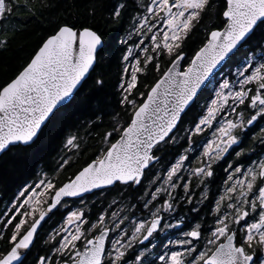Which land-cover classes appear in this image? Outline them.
I'll return each instance as SVG.
<instances>
[{
	"label": "snow or ice",
	"instance_id": "snow-or-ice-1",
	"mask_svg": "<svg viewBox=\"0 0 264 264\" xmlns=\"http://www.w3.org/2000/svg\"><path fill=\"white\" fill-rule=\"evenodd\" d=\"M30 3L31 0H0V35L6 31L3 25L18 9L36 15L29 7ZM128 3L129 0H117L108 12L110 22H119L130 11L132 32L138 38L133 46L127 47L122 57L125 62H130V58L134 60V63L130 62V74L129 67L124 68L129 78L119 84L122 90L120 104L126 111L131 108L126 126L117 124L102 134L107 147L82 167L74 179L58 188L51 181H40L43 193L36 191L34 186L19 193L11 208L2 214L7 217L2 229L7 230L9 225L12 228L7 236L0 230V239L8 243V248L0 251V264H23L21 250L30 248L41 222L62 203V198L77 197L116 182L140 185L146 170L154 161L159 162L156 153L161 144L175 141L174 129L181 114L195 102L201 86L221 62L234 60L237 70L234 81H223L210 106H206L207 114L192 130L198 134L204 130L202 126L211 128L217 116L224 114L223 123L213 133L215 139L204 148L203 156L207 160H202L199 167L189 169L191 175L199 179L197 187L214 176L213 163L233 145L242 142L233 134L234 130L244 132L258 118L264 120V54L259 57L248 55L244 62L235 59L236 53L249 43L256 28L264 26V0H223L219 8L217 0H131V10ZM41 7L54 5L42 4ZM96 12L97 6L93 2L89 15L95 16ZM205 16L222 17V27L214 26L208 31L207 42L195 51L187 69L180 71L179 62L185 56L182 45ZM132 32L128 33L129 38ZM123 43L127 44V40ZM5 46L6 40H0V48ZM106 47L99 28L83 23L78 26L56 23L26 64L0 85V153L9 150L10 146L34 143L42 125L62 102L73 96ZM256 47L264 53V39L258 41ZM134 48L140 51L134 54ZM165 54L170 58L171 67L153 84L145 86L149 89L146 93L139 92L146 98L138 102L133 92L134 89L139 91L138 74H146L150 68L159 72V61ZM102 83V80L96 81L98 85ZM240 106L243 111H238ZM249 110L250 115L246 118L244 112ZM231 114H235V120L227 118ZM114 133L119 138L112 142L109 138ZM76 140V136L70 137L67 146L79 147ZM260 143L264 144V136L260 137ZM235 154L239 158L243 152ZM187 159V156L179 155L171 164L163 179V185L167 187L162 185L154 192H145L150 199H144L142 207L150 212L151 219L134 222L130 238L125 239L127 232L121 229L110 240L109 246L106 244L109 233L120 229L123 220L109 228L104 226L105 214L99 215L93 223L82 211H71L66 225H75L74 231L62 228L56 234L60 239L52 246L53 255L40 256L37 264H154L145 256L147 246L137 254L134 243L139 241L142 244L161 229L164 218L160 212L175 211L173 201L176 204L184 200L192 203L190 180L181 184L185 177L178 176ZM225 171L228 172L224 181L227 186L215 200V226L202 229L197 223L191 230L184 231V238L174 242L182 250L158 255L161 264H257L255 248L264 250V157L247 165L242 160L235 167L229 164ZM178 187L183 188V195L177 199L173 193ZM49 190H54L55 195L47 202V207L42 208V196ZM207 192L205 185L197 203L208 199ZM161 193H166L168 198L157 207L153 202ZM192 211L198 210L194 207ZM28 218H31L30 224ZM116 218L117 213L113 212L112 220ZM180 223L183 220L163 224V228H176ZM204 231L208 232L206 238L202 236ZM201 239L204 244L198 248ZM259 264H264V259Z\"/></svg>",
	"mask_w": 264,
	"mask_h": 264
},
{
	"label": "trees",
	"instance_id": "trees-1",
	"mask_svg": "<svg viewBox=\"0 0 264 264\" xmlns=\"http://www.w3.org/2000/svg\"><path fill=\"white\" fill-rule=\"evenodd\" d=\"M93 2L97 6V12L95 16H90L89 9ZM116 2L117 0H31L29 7L36 12L35 16L31 15L28 10L18 9L13 18L3 25L6 31L0 35V40H6V46L0 48V85L12 78L26 64L41 40L52 31L56 23L67 22L77 26L83 23L99 28L103 32L107 47L98 57L96 65L72 99L58 108L49 118L39 132L38 139L29 145L11 146L9 150L0 155V213L23 187L37 178L40 171L50 173L59 166L62 159L61 149L70 134L77 137L79 147L72 151L73 156L68 163L60 167L57 186L70 180L107 147L102 141L103 133L111 131L117 124L126 126L131 108L129 107L126 111L125 106L120 104L122 90L119 84L126 75L124 73L125 61L122 57L127 45L133 44L136 36L132 34L129 38L127 35L130 11L119 22H110L108 12ZM42 4H50L54 7L42 8ZM222 4L223 0H217L218 8ZM128 7L131 10V0H129ZM221 19L222 17L205 16L201 25L193 30L190 38L186 39L182 45L185 54L181 62L182 68L189 64L195 51L205 43L208 31L214 26L222 27ZM261 39H264V26L256 28L249 43L236 53L235 59L241 60L248 53L260 50L256 45ZM125 40L127 44L123 43ZM169 60L170 58L165 55L160 59L159 72L150 68L146 74H138L139 91L133 90L138 102H142L145 97H141L139 92L146 93L149 90L145 86H150L160 77L169 65ZM236 66L234 60H229L222 69L226 68L230 71ZM97 80H102L103 83L98 85ZM210 97L211 89L207 86L182 115L177 129L183 126H195L204 112L205 102ZM244 114L246 116L247 113L244 112ZM117 137L118 134L114 133L109 139L113 142ZM255 138L245 137L244 143H247L248 150L254 149ZM175 152V146H171L168 155L172 156ZM156 155L160 157L162 150L160 149ZM155 167L157 166L146 170L140 185L128 186L116 183L113 187L92 194L102 193L101 203L91 202L89 211L84 213V216L88 218L95 216L113 198L122 200L130 208L134 207L135 212L140 210V204L144 200L141 194L145 181L150 180V173ZM64 211L59 208L42 226L22 260L23 264H36L40 256H47L48 244L43 236L51 225L64 217ZM131 215L132 213H129V216ZM3 234L10 235L9 228L4 230ZM7 248V241L0 239V251Z\"/></svg>",
	"mask_w": 264,
	"mask_h": 264
},
{
	"label": "flooded vegetation",
	"instance_id": "flooded-vegetation-1",
	"mask_svg": "<svg viewBox=\"0 0 264 264\" xmlns=\"http://www.w3.org/2000/svg\"><path fill=\"white\" fill-rule=\"evenodd\" d=\"M222 71L223 69L215 75V77L211 80V82L217 76H219L222 73ZM207 101H209V99ZM246 113L247 114L245 117L247 118L250 115V110L246 111ZM194 127L195 126L192 127L183 126L181 129H176L174 131L175 141L174 142L170 141L168 144H161L160 149L162 150V155L160 156L159 162H155L150 166V168H153L154 166L159 167L158 168L159 176L162 177V181H163L164 177L166 176L167 170L171 167V164L176 162V160L179 158V155L187 156L188 159L184 162L183 169L181 173H178V176L182 175L185 177V180L180 181L181 184L190 180V189H191L190 194L192 195L191 204L187 203L186 200L181 201L179 204H176V202L173 201L174 207L176 209L175 211L169 213L161 210L160 215L164 218L162 221L161 229H158V231L154 233L153 236L149 238V240L143 241L142 244L139 241L134 243V248L137 254L140 251H143L144 247L147 246V251L145 253V256L147 260L154 261V264H161V262L158 259V255L163 254L166 251L170 252L173 250H182L174 242L178 239L184 238L183 237L184 231L191 230V228L195 227L197 223L201 224L202 229L215 226V216H216L214 212L215 200L218 199L221 194H223L224 188L227 186L224 183L228 175V172H226L225 169H228L229 164L235 167L238 161L242 160L244 161L245 165H247L252 161L258 162L259 158L264 157V152H262V149H264V144L260 143V137H262V134L259 133L261 131L264 134V131H262V129H264V120L258 118V120L252 126L247 127L245 131L239 135L242 142L238 143V145H233V147L230 148L227 153H224L219 160L213 163L212 167L214 170V176L212 178L206 179L205 184H201L199 187H197V184L199 183V179L195 176H192L189 169L199 167L201 165L202 160L205 161L207 160V158L203 156V152H204V148L209 144L210 141H212L210 139L211 134L209 131L216 129L217 127L216 126H213L211 128L203 127L204 130L198 134L192 131ZM247 136L256 137L254 140L255 147L252 150H248L247 143H244V139ZM171 146H175L176 152L174 155L169 156L168 151ZM237 151L243 152V155L239 158L235 154ZM154 169H152V171ZM152 171L150 174L151 177L154 178L157 175V173L156 172L153 173ZM230 171L231 170L229 169V172ZM205 185L207 186V190H208L207 192L208 199L204 200L203 203H197V201L201 199L200 194L202 191H204ZM165 187H167V185H165ZM143 194H144V190L141 195ZM173 195L176 196L178 199L179 195H183V188L178 187L176 191L173 193ZM161 197H160V204L163 203V199L168 198L166 193H162ZM113 199L117 200V198H113ZM66 201L75 202L76 200H66ZM194 207L197 208L198 211L193 212L192 209ZM134 209L135 208L133 207V210H131L130 213L134 214L140 211L138 209V211L135 212ZM102 210H104V208H102L101 211ZM85 218L90 222L96 221L95 220L96 218L94 217H89V218L85 217ZM150 219L151 216L146 217L144 219H138L136 221H140V220L150 221ZM62 220L63 218L57 220L53 225H51L49 229L50 232L47 238L45 237V235L43 236L45 241L48 242L47 256L53 255L51 251L52 246L55 244L57 240L60 239V236L56 234L60 232L58 226L62 223ZM120 220L124 221L123 224H121V228L117 229L116 232H110L109 239L106 240V244H108L109 246H110V240L112 238H115L118 234L117 232H119L121 229L127 232L126 239L130 238L132 234L134 228V223L132 221L134 220V218H130V217L116 218L114 222L119 223ZM180 220H183V223H180L176 228H168V229L163 228V224L166 223L176 224L177 221ZM104 226L112 228L114 227V223H107V224L104 223ZM84 227L87 228L88 225H85ZM53 230H56V232L53 233ZM71 230L74 231V228L73 229L71 228ZM61 235H63V233H61ZM202 236L206 238L208 236V232L207 231L202 232ZM50 237H54V239L50 240ZM203 244H204V239H201V241L197 245L198 248L203 247ZM262 259H264V250L260 249L259 247H256L254 260L257 262V264H259V261Z\"/></svg>",
	"mask_w": 264,
	"mask_h": 264
},
{
	"label": "rangeland",
	"instance_id": "rangeland-1",
	"mask_svg": "<svg viewBox=\"0 0 264 264\" xmlns=\"http://www.w3.org/2000/svg\"><path fill=\"white\" fill-rule=\"evenodd\" d=\"M145 2H147V0H145ZM129 30L127 32V35L129 32H132V28H131V20L129 19ZM132 34L135 35L134 32H132ZM129 36V35H128ZM136 36V35H135ZM138 40L137 36H136V40L135 42ZM134 42V43H135ZM133 44H128L127 47L129 46H133ZM140 50L139 49H136L134 48V54L135 53H138ZM261 50H257V51H254V52H251V53H248L246 56L248 55H253L255 54L257 57H259L261 55ZM263 54V53H262ZM165 56H167L165 54ZM246 56L241 59L240 61L244 62L246 61ZM142 58V57H141ZM130 62L131 63H134V60H132V58H130ZM130 62H125V67L128 66L129 67V74L131 72V66H130ZM236 70H237V66L236 67H233L230 71H228L226 68L223 69L222 73L217 76L210 84L209 88L211 89V97L209 98V101H206L205 104H204V112L203 114L198 118L197 122H199V119L203 116V115H206L207 114V107L206 106H210L211 104V99L215 98V94L217 91L220 90V85L223 83L224 80H229L230 82L231 81H234L235 80V74H236ZM129 74H126L124 79H127L129 78ZM254 87V86H253ZM225 92H227L228 90L225 89L224 90ZM231 103V101L229 102ZM230 111V109H229ZM238 111H243V106H240L238 108ZM246 112V111H245ZM245 115V114H244ZM223 118H224V114L221 113L220 115L217 116V118L213 121V126H216L217 128L220 126L221 123H223ZM228 119H233L235 120L236 119V116L235 114H231L227 117ZM202 127H207V126H202ZM209 128V127H208ZM216 131V129L214 130H211L209 131L211 136H210V139L213 141L215 139L213 133ZM242 132L237 129V130H234V135H237L239 136ZM258 133V132H257ZM260 134H262V136H264V134L260 131L259 132ZM72 136H75L74 134H70L65 142H64V145L61 149V153H60V156L62 157L61 159V163L59 164V166L53 170L52 172L48 173V172H43V171H40L39 174L37 175V178L27 184L25 187H23L17 194L16 196L14 197V199H12L6 206L5 208L1 211L0 213V230L4 231L2 229V223L7 219V217L3 216L2 214L6 211H8L11 206H12V203L16 200V198L19 196V193L21 191H23L24 189H26L28 186H34L35 190L36 191H39L41 193L44 192V189L43 187L40 186V181H51L53 183V185H55L56 188H58V186L56 185L57 183V180L59 178V170H60V167L64 164V161L67 160L69 161V159L73 156V153L72 151H75L76 147H72V146H67V140L72 137ZM211 142V141H210ZM76 144H77V140H76ZM104 144V143H103ZM214 146V145H213ZM159 167H156L152 172L153 173H157V175L152 178L150 177L151 179L148 180L147 182H145V186L143 188L144 190V194H143V199H150V196H145V192H154L155 191V188L156 187H160L163 185V181H162V177L159 176V170H158ZM157 176L160 177V179H157ZM155 180V184L151 183V181ZM165 187V185H163ZM54 190H49L47 193H44V195L42 196V204H41V207L44 208L45 205L47 204V202H49L50 198H51V195L53 194ZM99 192V191H97ZM95 193V192H94ZM92 193V194H94ZM91 194V195H92ZM162 194V193H161ZM161 194L160 196H158L157 198V201H154L153 204H155L157 207H159L160 205V197H161ZM88 196H86V198L84 199H78L76 200L75 202H63L60 206V209L61 210H65L64 211V217H63V220H62V223L58 226V229H61L64 228V227H67L68 229L71 230V228L73 229L75 225H66V220H67V216L69 214V212L71 211H77V210H80L82 211L83 213H87V211H89V206L91 204V202H97V203H101V198H102V193H99V194H95V195H92L90 198H87ZM142 204L140 205V211L138 213H134L132 214V216H129V213L131 212V210H133V208H130V206H126L124 204V202L122 200H119V199H111L109 200L106 205L103 207L104 210L100 211V212H97V214L95 216H93L94 218H96L95 220L98 219L99 215L101 214H105L106 216V219H105V222L104 223H116L112 220V213L115 212L117 213V218H124V217H130V218H134V220L132 221L133 223L136 222H141L142 220L140 221H136L138 219H144L146 217H149L151 216L150 212L147 210V209H144L142 207ZM128 208V209H127ZM149 208H152V205H149ZM153 211L155 210L154 208L152 209ZM11 215V213H9ZM86 217V216H85ZM17 222V221H14V223ZM93 222H96V221H93ZM28 223L30 224L31 223V218H28ZM9 233L11 232V228L12 226L9 225ZM57 230V229H56ZM56 230H53V233L56 232ZM49 232L50 230H48L45 234V237L47 238L48 235H49ZM118 233V232H117ZM131 237V236H130ZM126 239V238H125Z\"/></svg>",
	"mask_w": 264,
	"mask_h": 264
},
{
	"label": "water",
	"instance_id": "water-1",
	"mask_svg": "<svg viewBox=\"0 0 264 264\" xmlns=\"http://www.w3.org/2000/svg\"><path fill=\"white\" fill-rule=\"evenodd\" d=\"M206 42H207V40L205 41V43H206ZM202 46H203V45H202ZM202 46H201V47H202ZM194 54H195V53H194ZM193 56H194V55H193ZM193 56H192V57H193ZM191 59H192V58H191ZM181 62H182V60L179 62V70H180V71H184V70L187 69V67H188L189 64H188L187 66H185V67L182 68V67H181ZM190 62H191V60H190ZM190 62H189V63H190ZM225 63H226V62H221V64L218 65V67H217L216 69L213 70V74L210 75L209 78H208V80L205 81V84L201 86V89L198 91V95H199V93H200L204 88L207 87V85L209 84V82L211 81V79H212V78H213V77H214V76H215V75H216V74L222 69V67L225 65ZM168 67H171V64H170V63H169V65L167 66V68H166L164 71H166V70L168 69ZM91 70H92V69H91ZM91 70H90V72H91ZM90 72H89V73H90ZM162 74H163V73H162ZM162 74L160 75V77L162 76ZM88 75H89V74H88ZM88 75H87V76H88ZM87 76H86V78H87ZM160 77H159V78H160ZM86 78H85V79H86ZM159 78H158V79H159ZM85 79H84V80H85ZM84 80H83V81H84ZM83 81H82V82H83ZM82 82H81V84H82ZM81 84H80V85H81ZM80 85L77 86V90L79 89ZM77 90L74 91L73 96H74V94L76 93ZM198 95H197V96H198ZM73 96H72V97H73ZM72 97H70V98H68L67 100H65L64 102H62V105H59L58 108H60V107H62V106H64V105H66V104L72 99ZM145 98H146V96L144 97V99H145ZM196 98H197V97H196ZM196 98H195V99H196ZM191 104H192V103H191ZM191 104H190V106H191ZM190 106H189V107H190ZM189 107H187V108L185 109V112H186V110H187ZM55 111H56V110H54V112H55ZM185 112H184V113H185ZM184 113L181 114V117H182V115H183ZM51 116H52V115H51ZM51 116H50V117H51ZM47 121H48V120H47ZM47 121H46V122H47ZM46 122H45V124H46ZM45 124H44V125H45ZM178 124H179V122H178ZM178 124H177V126H178ZM44 125H42V128H43ZM42 128H41V129H42ZM175 130H176V129H174V131H175ZM40 131H41V130H40ZM38 134H39V133H38ZM170 135H171V134H170ZM118 138H119V136H118L116 139H118ZM113 142H114V141H113ZM30 144H31V143H30ZM17 145H23V144H17ZM10 147H11V146H10ZM2 153H3V152H2ZM2 153H0V155H1ZM90 162H91V161H90ZM153 163H155V161H154ZM153 163H152V164H153ZM85 166H86V165H85ZM83 167H84V166H83ZM81 169H82V168H81ZM71 179H74V176H73ZM71 179H70V180H71ZM68 181H69V180L65 181L64 183H67ZM64 183H62L60 186H62ZM116 183H119V182H116ZM116 183H115V184H116ZM115 184H114V185H115ZM114 185H109V186H105V187H102V188L93 189V190H91V191H89V192L82 193L80 196H77V197H65V198H62V202H63L64 200H67V199H81V198H83V197H85V196H87V195H90V194H92V193H94V192H96V191H100V190H103V189H106V188H110V187H113ZM60 186H59V187H60ZM54 195H55V191H54L53 194L51 195V198L54 197ZM51 198H50V200H51ZM50 200H49V202H50ZM59 206H60V205H58L56 209H54L51 213H49V214L45 217V220L41 222V225L39 226V228H38V230H37V234L39 233V231H40V229L42 228V226H43V225L48 221V219L51 217V215L59 209ZM46 207H47V204L45 205L44 208H46ZM37 234H36V236H37ZM36 236H35V238H36ZM35 238H34V240H35ZM31 246H32V245H31ZM31 246H30V247H31ZM29 249H30V248H29ZM29 249H27V250H21V252H22L21 260L24 259L25 255L28 253ZM17 264H19V262H17ZM36 264H37V263H36Z\"/></svg>",
	"mask_w": 264,
	"mask_h": 264
}]
</instances>
